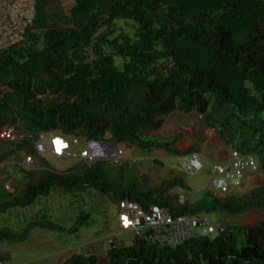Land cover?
<instances>
[{
	"label": "trees",
	"instance_id": "1",
	"mask_svg": "<svg viewBox=\"0 0 264 264\" xmlns=\"http://www.w3.org/2000/svg\"><path fill=\"white\" fill-rule=\"evenodd\" d=\"M116 21L129 24L132 35L117 30ZM174 110L196 112L226 146L254 154L262 185L243 195L204 190L194 203L178 204L167 193L186 188L181 179L138 190L128 163L79 161L60 172L33 148L45 133L182 156L174 141L145 136ZM4 128L20 138L0 143V163L23 154L42 167L23 166L31 178L18 194L0 180V214L29 207L54 188L94 189L145 210L168 209L173 217L264 212V0H74L67 12L51 0H34L24 41L0 55ZM83 220L86 215L65 231L76 233ZM219 223L223 229L214 238L193 237L174 249L134 238L104 257L73 255L63 264H264V217L255 230ZM33 228L63 231L45 219L24 231ZM6 239L2 228L0 243Z\"/></svg>",
	"mask_w": 264,
	"mask_h": 264
},
{
	"label": "rangeland",
	"instance_id": "2",
	"mask_svg": "<svg viewBox=\"0 0 264 264\" xmlns=\"http://www.w3.org/2000/svg\"><path fill=\"white\" fill-rule=\"evenodd\" d=\"M51 1L52 5L59 4L65 12L74 2V0ZM116 27L117 30L120 27L123 28L129 35L133 33L131 26L126 25L123 21H116ZM115 61L119 62L120 59L117 58ZM64 138L69 143L71 142L70 137ZM48 148L47 145L43 156L49 166L56 171L64 172L79 162L77 156L84 145L81 142L71 145L61 158L51 156ZM116 148L122 152L118 162L129 164L131 171L129 170L128 177L129 180L137 179L135 181L137 188L144 185L140 181L141 178L138 177L139 171L147 176L145 182L148 181L150 186L155 187H159L164 180L169 179V171H173L188 188L176 187L171 190V193L182 194L188 202L193 203L201 197L204 190L210 191L212 180L210 168L217 164L213 160L209 161L208 166L203 164L201 171L193 172L183 169L177 157L160 150H139L127 144L116 145ZM204 159L208 161L207 156H203V159L199 158V161L202 162ZM254 175H262V173L257 171ZM250 186L251 184H247L246 187L233 188L231 193L242 195L249 191ZM213 193L216 194L215 191ZM69 203L77 205L78 218L84 215L87 217V220H83L79 230L72 234L63 233V231L76 225L77 219L74 213L71 216H66L63 213L59 215L55 208V205ZM201 217H207L213 226L222 222L246 226L255 230L262 222L264 212L252 211L245 215L229 218L214 213ZM44 219L61 226L63 231L33 228L25 233L27 224ZM2 228L8 232V239L0 243V251L4 256L3 264H58V259L64 258L71 251L74 255L86 256V254H90L102 257L111 248L107 242L108 239L121 247L130 246L134 239L131 231L117 230L115 199L109 195H102L94 189H85L76 194H70L54 188L49 196L37 198L29 207L13 208L0 214V229Z\"/></svg>",
	"mask_w": 264,
	"mask_h": 264
},
{
	"label": "built area",
	"instance_id": "3",
	"mask_svg": "<svg viewBox=\"0 0 264 264\" xmlns=\"http://www.w3.org/2000/svg\"><path fill=\"white\" fill-rule=\"evenodd\" d=\"M34 18V0H0V55L8 49L21 44L24 41L25 30ZM1 138L13 137L10 128L0 131ZM20 138V136H19ZM81 142L84 148L77 158L79 161L105 159L117 163L122 152L116 145L109 141H88L86 139L72 138L69 143L62 137L39 133L33 148L36 154L42 155L47 150L51 156L61 158L71 145ZM67 155V154H66ZM180 165L186 171L199 172L202 164L195 153L177 157ZM31 156H23V166L32 164ZM261 171L258 158L254 154H242L230 149L229 163L225 165H213L210 168L212 180L210 191L217 195H231L233 188H239L244 183L248 174ZM8 189V188H7ZM186 201L183 195L177 196V203ZM117 229L119 231H131L134 238L151 244L156 248H176L193 237L214 238L222 232V225L210 224L207 217L184 215L173 217L168 209L159 206H149L146 210L127 199L116 202ZM108 244L116 248L117 245L108 239ZM0 264H3L0 253Z\"/></svg>",
	"mask_w": 264,
	"mask_h": 264
},
{
	"label": "crops",
	"instance_id": "4",
	"mask_svg": "<svg viewBox=\"0 0 264 264\" xmlns=\"http://www.w3.org/2000/svg\"><path fill=\"white\" fill-rule=\"evenodd\" d=\"M159 119L161 120L160 129L157 132H150L148 134H145V136L153 137L163 142L174 141L173 147L178 152L185 153V155L195 153L199 156V158L202 157V159L203 156H207L208 161L206 159L202 160V162L200 161L202 166L203 164L208 166L210 160L215 161L217 163L216 165H225L229 163V152L231 147L226 146L218 138L214 130L207 128L203 122L202 116L198 115L196 112L191 111L188 113H184L178 110H174L166 117H161ZM18 138L19 135L16 132H13V137H9V138L0 137V143H5V144L13 143ZM9 149L13 150L14 148L6 147V150ZM165 153L171 155L167 152ZM42 157L45 159L44 156ZM41 167H42L41 163L38 162L37 159H35L33 160L30 166L28 165L27 170H37V169H41ZM22 168H23V154H13L10 157H8L4 162L0 163V180L3 181L4 189L8 188L7 189L8 193L11 194L20 193L21 190H19L18 188L21 187L22 185L27 184L28 183L27 180L31 178V176H28V174L21 171ZM138 177L141 178L145 183L143 187H138L137 188L138 190H142L143 188L150 189L155 187V186H150L148 184V181L145 182L147 176L145 174H142L140 171L138 172ZM175 179H178V176L173 171H169V179L164 180V182H171L174 181ZM247 184H251V186L249 187L250 188L249 191L246 192L249 193L254 188L262 184V175L248 174L244 183L242 184V187L243 186L246 187ZM187 188L188 187L186 186L185 189ZM78 192L79 191L77 192L68 191L66 193L76 194ZM167 194L173 196V198L175 197L177 198V196L182 195V194H173L171 193V191H169ZM73 206L74 208H72ZM55 208L59 215L63 213L66 216H71L72 213H74L75 218L78 219L77 205H71L69 203L67 205H55ZM63 233L72 234L66 231H64ZM1 255H3V253H1ZM73 255L74 254H72L71 251L67 253V255L64 258L60 257L58 259L59 262L58 264H63L65 260L69 259ZM88 256L91 255L86 254V256L83 257H88ZM102 257H104V255Z\"/></svg>",
	"mask_w": 264,
	"mask_h": 264
},
{
	"label": "water",
	"instance_id": "5",
	"mask_svg": "<svg viewBox=\"0 0 264 264\" xmlns=\"http://www.w3.org/2000/svg\"><path fill=\"white\" fill-rule=\"evenodd\" d=\"M113 143V142H112ZM115 145V143H113ZM105 159H110L111 156H104Z\"/></svg>",
	"mask_w": 264,
	"mask_h": 264
},
{
	"label": "clouds",
	"instance_id": "6",
	"mask_svg": "<svg viewBox=\"0 0 264 264\" xmlns=\"http://www.w3.org/2000/svg\"><path fill=\"white\" fill-rule=\"evenodd\" d=\"M115 145H116V144H115ZM107 160H109V159H107ZM260 172H261V171H260ZM184 197H185V196H184ZM176 201H177V198H176ZM185 202H188V201L186 200ZM185 202H184V203H185ZM182 204H183V203H182ZM117 230H118V229H117ZM118 231H119V230H118ZM117 247H118V245H117Z\"/></svg>",
	"mask_w": 264,
	"mask_h": 264
}]
</instances>
